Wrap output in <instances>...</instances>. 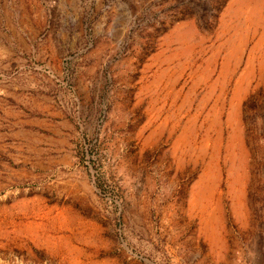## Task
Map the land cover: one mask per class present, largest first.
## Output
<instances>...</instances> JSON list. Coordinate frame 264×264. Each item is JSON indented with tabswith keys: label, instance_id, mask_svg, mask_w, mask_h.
I'll return each instance as SVG.
<instances>
[{
	"label": "rangeland",
	"instance_id": "374dc122",
	"mask_svg": "<svg viewBox=\"0 0 264 264\" xmlns=\"http://www.w3.org/2000/svg\"><path fill=\"white\" fill-rule=\"evenodd\" d=\"M0 264H264V0H0Z\"/></svg>",
	"mask_w": 264,
	"mask_h": 264
}]
</instances>
